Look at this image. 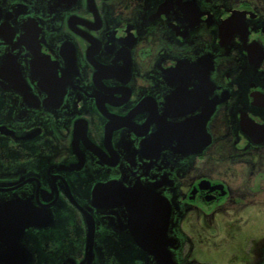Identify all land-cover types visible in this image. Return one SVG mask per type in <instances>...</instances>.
I'll use <instances>...</instances> for the list:
<instances>
[{"label": "flooded vegetation", "instance_id": "obj_1", "mask_svg": "<svg viewBox=\"0 0 264 264\" xmlns=\"http://www.w3.org/2000/svg\"><path fill=\"white\" fill-rule=\"evenodd\" d=\"M133 189L170 203L177 264H264V0H0V202L53 217L18 249L154 264Z\"/></svg>", "mask_w": 264, "mask_h": 264}, {"label": "water", "instance_id": "obj_2", "mask_svg": "<svg viewBox=\"0 0 264 264\" xmlns=\"http://www.w3.org/2000/svg\"><path fill=\"white\" fill-rule=\"evenodd\" d=\"M82 140L85 143V137ZM67 168L69 167H65L64 169ZM115 186L114 184L95 186L91 192L92 204L96 206L99 196L107 190L114 191ZM42 193L49 194L45 190ZM130 194L131 196L134 195L132 204L135 206L133 207L131 224L128 228L138 247L153 257L154 264H177L171 252V248L174 247L173 244L176 240L169 235L168 231L169 213L171 210L168 200L165 199V201H162V199H157L154 196L153 200L149 201L147 200L148 194L145 191L139 193L134 189ZM116 199L119 202L126 200V197L118 196ZM69 200L85 216L87 211L73 198L71 192H69ZM47 209V204L40 202L33 203L29 200L22 199L20 195L16 194H13L10 200H6L4 203L0 202V243L10 246V261L15 259L10 264H29L31 262L30 256H23V252L26 253L27 251L25 252L22 247L18 249V246H23L22 239L24 237L27 239V236H29V240L36 243L37 239L33 238L37 236L34 234V230L52 226L53 217ZM93 234L94 229L91 225L89 227L90 239L93 238ZM62 238L63 233L60 232L42 234L44 246H49L52 242L51 240ZM40 243L41 240L39 241ZM88 247V252L93 254V246ZM44 257L42 255L41 264L45 262ZM62 264H85V256L79 263L74 258H68Z\"/></svg>", "mask_w": 264, "mask_h": 264}]
</instances>
